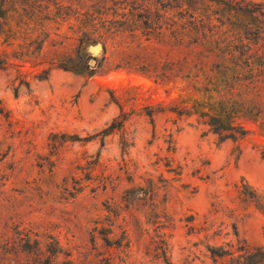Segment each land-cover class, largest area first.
<instances>
[{
	"label": "rangeland",
	"instance_id": "rangeland-1",
	"mask_svg": "<svg viewBox=\"0 0 264 264\" xmlns=\"http://www.w3.org/2000/svg\"><path fill=\"white\" fill-rule=\"evenodd\" d=\"M134 1L0 0V16L22 6L29 27L0 35L9 61L0 67V264H38L35 249L39 264H223L228 256L210 247L235 251L232 223L238 239L264 248V211L234 187L243 178L264 194V113L236 140L172 110L185 57L193 67L222 61L235 21L226 3L236 0H157L153 40L140 21L114 16ZM91 14L113 31L78 42L76 22L58 18ZM182 23L204 25L217 42L181 38Z\"/></svg>",
	"mask_w": 264,
	"mask_h": 264
},
{
	"label": "trees",
	"instance_id": "trees-1",
	"mask_svg": "<svg viewBox=\"0 0 264 264\" xmlns=\"http://www.w3.org/2000/svg\"><path fill=\"white\" fill-rule=\"evenodd\" d=\"M155 2L158 1L140 0L134 1V3L131 2L128 7L121 5L119 6L120 10L116 9L114 11V16L140 21L143 24L142 26L147 28V31L144 32V39L153 40L155 33L160 32L162 29L161 22L149 14V10ZM54 4L56 8L63 6L59 1H55ZM185 4L182 9L185 6L187 9L191 8L190 3L185 1ZM226 4L224 14L227 18L230 17L229 19H235V21L232 20L233 33L227 34L220 44V46L223 45L222 61L217 63L216 66L213 62L211 67H205L203 64L193 67L185 57L179 67L178 76L180 79L176 87L178 102L175 109L172 110L178 117L182 114L186 116L194 115L197 122L205 124L211 132L217 133L221 139L239 140L252 130L244 121L257 120L264 113V83L260 79L262 75L256 72V67L258 68L257 71L264 69V43L262 45L258 43L259 40L264 39V2L236 0L232 4ZM19 8L22 14L18 17L16 15L15 18L8 15L0 16V35H7L9 32L12 34L21 33L29 28L24 7L19 6ZM103 16L101 14L99 17H94L91 14L85 19L78 15L72 17L59 15L58 18L68 22L71 20L76 22L74 29L82 35L77 37L78 42H80L83 38L95 40V37H92L93 34L101 37L104 32L113 31V25L106 26L105 31L94 27L96 19H104ZM248 16H252L254 20L248 21ZM56 17H46V19L55 20ZM206 21H210V17H207ZM70 23L72 24V22ZM87 25H89V28L92 27L91 37L86 35L88 34L86 33ZM85 26L86 28H84ZM38 33L39 31H37ZM185 36L188 37L189 42L195 44L209 39L217 42L215 41L217 36L208 35L204 25L199 28L197 25L193 27L182 23L181 38ZM24 40L26 39H22L23 42ZM11 42L8 41V43ZM213 47L216 54V43ZM102 48H105L104 45H102ZM235 51L240 52L242 58L232 62L226 61L229 55H232ZM75 56L79 58L77 50ZM89 58L95 60L94 57ZM8 62L6 53L0 51V67ZM61 64L64 68H73L77 63L62 62ZM151 113V111L147 112L150 117ZM234 187L238 199L247 200L255 208L264 211V194L259 193L243 178H240L238 183H234ZM232 228L237 244L235 251L230 248L233 243H227L230 246L228 248L212 245L210 247L212 256L227 255L228 260L223 264H264V248L247 246L244 241L237 238L238 234L234 223H232ZM24 236L28 237L26 234ZM55 243V241H52L53 249L51 251L53 254L57 252L54 246ZM35 250L36 252H32V255L35 258L34 261L39 264L41 262L40 254L38 249Z\"/></svg>",
	"mask_w": 264,
	"mask_h": 264
},
{
	"label": "water",
	"instance_id": "water-1",
	"mask_svg": "<svg viewBox=\"0 0 264 264\" xmlns=\"http://www.w3.org/2000/svg\"><path fill=\"white\" fill-rule=\"evenodd\" d=\"M93 61H94V59H93V58H89V62H91V63H92Z\"/></svg>",
	"mask_w": 264,
	"mask_h": 264
}]
</instances>
